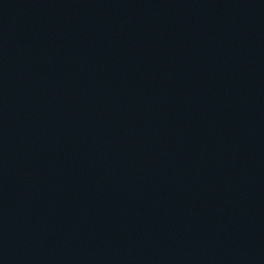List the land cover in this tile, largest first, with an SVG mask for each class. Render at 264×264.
Masks as SVG:
<instances>
[{"label":"water","instance_id":"water-1","mask_svg":"<svg viewBox=\"0 0 264 264\" xmlns=\"http://www.w3.org/2000/svg\"><path fill=\"white\" fill-rule=\"evenodd\" d=\"M0 264H264V0H0Z\"/></svg>","mask_w":264,"mask_h":264}]
</instances>
